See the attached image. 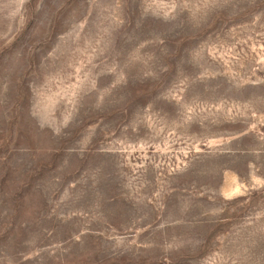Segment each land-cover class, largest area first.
Returning a JSON list of instances; mask_svg holds the SVG:
<instances>
[{
    "label": "rangeland",
    "instance_id": "obj_1",
    "mask_svg": "<svg viewBox=\"0 0 264 264\" xmlns=\"http://www.w3.org/2000/svg\"><path fill=\"white\" fill-rule=\"evenodd\" d=\"M0 264H264V0H0Z\"/></svg>",
    "mask_w": 264,
    "mask_h": 264
}]
</instances>
